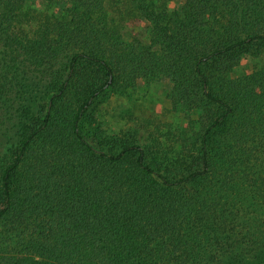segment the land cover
Listing matches in <instances>:
<instances>
[{"label":"trees","instance_id":"1","mask_svg":"<svg viewBox=\"0 0 264 264\" xmlns=\"http://www.w3.org/2000/svg\"><path fill=\"white\" fill-rule=\"evenodd\" d=\"M45 1L0 0V264H264V0ZM162 76L185 124L96 123Z\"/></svg>","mask_w":264,"mask_h":264},{"label":"rangeland","instance_id":"2","mask_svg":"<svg viewBox=\"0 0 264 264\" xmlns=\"http://www.w3.org/2000/svg\"><path fill=\"white\" fill-rule=\"evenodd\" d=\"M184 1L174 0V4L180 5ZM41 3L47 2L41 0ZM113 14L114 17L119 18L117 11L113 10ZM139 25H137L138 27L134 26L133 21L129 24L125 23L126 35L135 32L142 37H148L147 27L144 24ZM248 68H252V64L244 59L234 74ZM173 88L174 82L167 76L155 80L139 79L135 87L129 88L124 93L115 92L109 99H103V102L99 103L91 114L97 119L96 123H100L109 133H124V131L136 129L139 134L142 133L145 137H150L153 132L163 139L167 135V131L177 125L176 123L185 124L188 120L184 112L181 114L172 112L173 101L170 95ZM198 116V113H192L193 118L197 119ZM5 139L7 138H0V151H3L9 142Z\"/></svg>","mask_w":264,"mask_h":264}]
</instances>
